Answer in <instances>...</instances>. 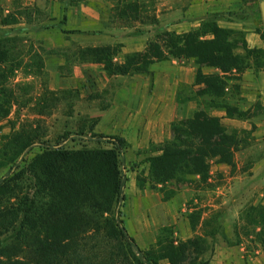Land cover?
<instances>
[{
	"label": "rangeland",
	"instance_id": "obj_1",
	"mask_svg": "<svg viewBox=\"0 0 264 264\" xmlns=\"http://www.w3.org/2000/svg\"><path fill=\"white\" fill-rule=\"evenodd\" d=\"M177 1L186 9L203 2ZM261 1L215 0L216 10H222L198 19L197 25L187 24L188 31L203 33L208 22L229 31L226 42L238 56L239 68L227 74L217 68L203 70L223 77L226 86L215 94L205 92L204 84H196L197 66L192 59L156 62L148 74L120 75L106 69L108 59L122 63L134 52H123L127 41L143 39L145 49L165 32H177L169 26L181 18L167 15L161 0H0V111L7 112L0 119V180L20 173L19 187L32 194L30 163L42 146L108 148L112 146L109 137L118 136L125 141L120 166L125 200L119 208L134 239L135 235L140 238L144 223L157 222L164 209L174 221V205H178V213L182 211L191 229L197 230L195 236L207 240L228 232L237 241L240 237L250 239L249 247L257 246L264 239V203H255V184L238 181L232 183L234 192L220 190L229 185L225 174L239 171L236 152L240 154L246 141L242 128L224 124L227 114L222 105L240 110L236 104L243 99L242 74L264 66V49L249 52L245 48L247 29L258 31L264 39ZM95 47L105 52L93 63L84 51ZM157 79L162 83L157 84ZM144 92L149 100L157 94L163 97V110L151 111L145 135L123 126L128 120L135 123L134 111L127 110L138 105V95ZM197 111L219 117L227 132L234 135L233 165L221 168L223 163L212 159L207 176H188L179 184L175 178L166 185L152 182L149 158L160 154L163 144L173 138V122L186 120ZM240 113L227 117L241 120L249 111ZM144 120L146 126L148 119ZM23 143L30 146L19 155L10 153L12 145ZM248 168L246 165L245 170ZM164 228L178 239L177 225L165 224L156 230L155 242L149 247H156L159 238L167 234ZM5 236H0V242H11L14 232L2 239ZM211 243L207 241L206 253L195 264L208 261Z\"/></svg>",
	"mask_w": 264,
	"mask_h": 264
},
{
	"label": "trees",
	"instance_id": "obj_2",
	"mask_svg": "<svg viewBox=\"0 0 264 264\" xmlns=\"http://www.w3.org/2000/svg\"><path fill=\"white\" fill-rule=\"evenodd\" d=\"M207 31L165 32L143 51L128 53L122 63L105 61L116 74H148L150 67L169 58L192 59L197 66L196 84L205 92H222L226 84L218 74H206L203 67L223 74L238 69L239 58L226 42V29L205 23ZM258 32V31H257ZM210 36V38H208ZM264 38V35H262ZM247 44L245 43V48ZM249 52L262 51L249 49ZM104 48H88L93 63ZM227 116L241 114L237 107L223 104ZM7 112L0 111V119ZM173 138L149 158L150 178L166 185L181 183L188 176H207L210 161L233 165L235 138L219 117L195 112L172 124ZM124 139L109 137L108 148L42 146L30 163L34 192L23 193L20 173L0 180V236L14 232L10 241L0 242V264H195L207 251V240L194 236L174 239L169 228L157 246L142 249L127 230L119 205L125 200L120 169ZM30 144V143H29ZM12 145L19 155L30 145ZM7 155V154H5ZM8 160V159H7ZM9 161V160H8ZM10 162V161H9ZM13 165V164H12ZM264 211V210H263ZM264 224V223H263ZM194 229V227H192ZM259 244L264 247V239ZM157 248V249H156ZM21 254H27L22 257ZM201 264H209L202 261Z\"/></svg>",
	"mask_w": 264,
	"mask_h": 264
},
{
	"label": "crops",
	"instance_id": "obj_3",
	"mask_svg": "<svg viewBox=\"0 0 264 264\" xmlns=\"http://www.w3.org/2000/svg\"><path fill=\"white\" fill-rule=\"evenodd\" d=\"M161 6L164 7V11L167 15L181 18L178 23L169 26L170 30H175L177 32H185L189 30L187 24L193 23L192 25H197L198 19H201L211 13H215L216 4L213 3L215 0H203L199 5L189 6L187 9L178 5L177 0H161ZM222 6V5H221ZM173 27V28H172ZM245 40L247 46L251 49H264V39L261 38L260 34L254 30H245ZM146 43L143 39L139 40H129L123 47V52L128 53L129 51H142ZM213 67H203L206 72L212 71ZM182 68H180V71ZM180 80H184L180 78ZM157 84L162 83V79L156 80ZM242 89L241 103L236 104L240 111H249V114L239 118H229L225 117L223 119L225 125L238 126L244 130L246 134L245 146L239 153L236 152L237 162L239 166V171L236 173L229 172L225 174L229 185L220 190L224 193L234 192L233 184L234 182H253L254 194H256L255 203H264V66L258 68L247 69L242 74V80L240 81ZM170 88L173 86H169ZM138 105L134 108H128L127 112L133 110L135 123L131 124L130 120L123 126L129 128L133 131L139 132L140 134H147L149 128L150 113L162 111L161 100L162 95L157 94V97L151 98L150 100L146 97V92L138 95ZM150 101V102H149ZM164 105V104H163ZM145 111V114L143 112ZM127 113V114H128ZM226 115V114H225ZM148 119L147 125L144 126V118ZM156 126V122L154 123ZM154 131V128L153 130ZM250 166V168L245 170V166ZM222 167H229L228 165L221 164ZM226 170V168H225ZM226 195V194H225ZM181 207V206H180ZM166 208V205H165ZM175 215L174 221L171 217L166 216L167 210L164 209L163 213L158 214V221L155 223H150L143 226L144 229L140 233V238L135 235V239L139 244L140 248H148L155 242V232L156 230L165 224H174L178 227L177 237L179 240H187L193 238L197 234V230L193 231L191 229L188 219L182 214V211L178 213V205H174ZM185 208H182L184 210ZM151 210V208H149ZM152 212V210H151ZM162 212V211H161ZM167 218V220H166ZM216 238H207L208 242L213 243V250L208 257L209 264H264V249L259 244L254 246L251 244L250 239L240 237L239 241L233 239V235L228 232L225 235L217 234ZM212 244V243H211ZM159 264H169L167 260H161Z\"/></svg>",
	"mask_w": 264,
	"mask_h": 264
},
{
	"label": "water",
	"instance_id": "obj_4",
	"mask_svg": "<svg viewBox=\"0 0 264 264\" xmlns=\"http://www.w3.org/2000/svg\"><path fill=\"white\" fill-rule=\"evenodd\" d=\"M260 12L262 15V19L264 20V0L260 2Z\"/></svg>",
	"mask_w": 264,
	"mask_h": 264
}]
</instances>
